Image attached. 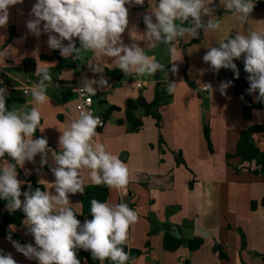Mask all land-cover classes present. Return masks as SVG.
I'll return each instance as SVG.
<instances>
[{
  "label": "crops",
  "instance_id": "crops-1",
  "mask_svg": "<svg viewBox=\"0 0 264 264\" xmlns=\"http://www.w3.org/2000/svg\"><path fill=\"white\" fill-rule=\"evenodd\" d=\"M35 2L24 0L22 4L9 9V22L6 27L0 28V71L7 74L11 83L25 87L37 83V66L49 64L52 74V85L47 89L49 101L41 105L32 96H23L25 103L17 109L24 112L36 107L41 112V124L33 138H47L49 148L57 152L60 131L78 118L77 98L71 90L74 79L83 74L87 83L99 80L101 75L107 80V85L102 88L93 84L97 88L95 95H92L94 106L102 116L111 108L117 111L106 120V126L94 140L117 157L120 151H125L122 161L128 168L129 183L124 189H109L107 203H126L138 215L137 222L129 226L126 244L130 250L142 254L129 264H264V207L261 204L264 177L246 169L237 173V168L244 167L241 159L227 160L228 156L236 154L243 131L252 126H264V110L251 108L233 83L221 93V83L227 82L226 78L235 75L234 72L221 69L213 79L212 93L198 91L197 82H207L192 76V69L199 63L188 49L192 37L185 35L175 41L174 53L165 44H157L153 49L146 47L143 17L150 14L158 0H145L143 5H126L129 24L122 34V40L127 45L135 43L145 47L149 56H154L165 65L168 76L158 71L154 76L133 74L116 80L107 75L108 71L118 69L112 58L94 57L92 52L81 49L79 59H74L75 53L65 59L58 50L48 47L47 34L42 32L38 38L31 34L26 22L33 18L30 11ZM207 5L214 8L212 14L215 18L217 12L225 13L212 43L215 47L221 40L234 37L236 32H264V10L253 11L248 21L241 25L232 14H226L220 0H213V4ZM78 43L76 38V48ZM201 45V40L194 44L198 47ZM57 52L55 58L42 60V57H52ZM26 60L35 62L32 75L14 70L21 68ZM89 61L98 63L103 72L95 73ZM234 63L239 76L247 78L243 61L234 60ZM173 65L177 67L175 73L171 71ZM169 82L175 83L176 88L172 93L173 99L167 103L165 100L156 109L162 118L160 129L152 117H142L144 126L134 134H129L127 125L117 123L125 119L129 102L142 98L151 104L158 90L165 86L168 92ZM189 82L196 84V90L189 87ZM255 95L251 94L253 104H257L254 102ZM197 96L207 99L209 107L204 108ZM205 120L211 127L212 152L203 135ZM255 141L264 153V133L256 134ZM3 160L0 158L1 163ZM40 161L41 156L37 155L34 162L26 161L23 167L18 165L17 178L24 182V186L27 174L34 177L46 191L55 194L51 186L55 180L51 171L55 167L51 152L47 155L46 164L41 165ZM82 179L84 187L94 185L90 170L86 168L82 171ZM80 195L69 194V206L79 214L82 213ZM253 203H256L255 210L252 209ZM0 218L2 227L1 214ZM20 229L10 227V232L20 235L25 241ZM240 231L245 235V245ZM167 238L181 242L182 246L175 252L167 251L164 243ZM0 240L1 250L5 254L11 253L17 264H35L36 260L25 258L12 243L3 241L7 239L1 237ZM192 240L203 241L199 250H190L189 242ZM31 241L34 245L33 237ZM82 251L77 258L81 264H85L81 259Z\"/></svg>",
  "mask_w": 264,
  "mask_h": 264
},
{
  "label": "clouds",
  "instance_id": "clouds-1",
  "mask_svg": "<svg viewBox=\"0 0 264 264\" xmlns=\"http://www.w3.org/2000/svg\"><path fill=\"white\" fill-rule=\"evenodd\" d=\"M24 0H0V28L9 22V9L22 4ZM145 0H36L26 22L29 32L37 38L47 34V45L67 59L75 53L80 58L84 49L94 57L112 58L115 66L125 75L154 76L158 71L168 76L165 65L149 56L145 47L138 44L127 45L122 34L128 28L129 9L126 5H143ZM213 4V0H208ZM220 6L232 13L243 25L256 7V0H220ZM214 8L206 7L205 0H158L150 14L143 17L146 30L143 33L148 49L157 44L170 46L176 51L174 42L185 35L198 38L200 31L214 32L221 28V22L212 13ZM209 17L206 21L204 17ZM153 17L155 19H153ZM187 24V26H185ZM42 25V27H41ZM78 38L80 48H76ZM68 43L65 44L64 42ZM243 58L244 71L248 74L249 95L256 93L254 102L264 103V32L250 30L247 33L236 32L234 37L221 40L218 47H210L202 57L204 63L219 72L231 69L239 79V70L234 60ZM37 66L35 75L39 78L30 88L33 100L43 105L49 101L47 89L52 85V74L48 63ZM90 67L95 73H102L98 64ZM175 73L177 67L173 65ZM198 91L213 92L210 83H199ZM107 85L100 76L81 88L82 92L95 95L97 88ZM232 81L222 82L223 94ZM176 84L169 82L168 92L175 91ZM7 89L0 87V158L6 155L15 163L3 160L0 163V199L7 201L9 211L22 210L24 224L34 237L32 243L21 244L7 239L17 252L38 264H81L77 258V249L88 251L93 260L104 264H129L130 253L124 245L128 240L129 226L136 223L138 215L126 203L109 204L98 200L90 201L92 219L83 223L77 218L69 200V194L83 193L82 170H90L94 185L109 189H124L129 183V172L125 163L106 150L102 143L95 142L101 126V120L90 110L81 111L79 117L72 120L68 127L60 131L59 152L49 148L45 137L33 138L41 124V112L33 107L21 112L7 107ZM243 98V97H241ZM44 130L42 129L41 132ZM51 152L55 167L51 168L55 180L51 183L55 194L50 191H21L23 181L19 180L17 166L25 162H34L41 156V165L47 163ZM42 183V181H40ZM23 195L24 199L21 200ZM0 264H17L11 253L0 250Z\"/></svg>",
  "mask_w": 264,
  "mask_h": 264
},
{
  "label": "trees",
  "instance_id": "trees-1",
  "mask_svg": "<svg viewBox=\"0 0 264 264\" xmlns=\"http://www.w3.org/2000/svg\"><path fill=\"white\" fill-rule=\"evenodd\" d=\"M264 10V0H256V7L254 8V11H260ZM187 26V24L185 25ZM233 37V36H232ZM200 40H194L192 44H197ZM80 43H78L77 48H80ZM58 55V52L55 53L52 57H42V60L52 59L55 58ZM18 73H25L28 75L34 74L35 71V62L32 60H26L21 68L14 69ZM107 75L111 78H114L116 80H122L125 76L124 73H122L119 69L108 71ZM130 77V75H127ZM226 81H232L233 84H235L239 90V94L244 97L248 102L249 106L254 109L264 110V103L257 102V104H253L251 101V95L248 94L247 89L249 88V83L247 81V78H243L239 76V79L235 78V75H230L226 78ZM191 87H194L192 83H189ZM244 92H247L245 95ZM161 90L157 91L156 98L153 103L148 104L146 103L142 98L138 99L136 101H131L128 103L126 110H125V119L120 120L117 123L119 125H127L128 131L131 133H138L142 130L144 123L142 117H152L156 121L157 128H161V115L157 112V108L160 104V98H161ZM6 101H7V107L9 110L22 106L25 101L23 98V95L18 92H12L6 94ZM117 111L115 108H111L106 115L104 116L105 120H108L109 117L113 112ZM259 133H264V126L263 125H257L252 126L251 128L243 131L241 133L237 151L234 156H228L227 160L231 158H239L241 159L243 163V168H237L236 172L240 173L243 169L252 171L257 176H263L264 177V153L257 147L256 141H255V135ZM204 135L205 140L208 144L209 150L212 152V143H211V137H210V129L209 127L205 126L204 128ZM38 136V134H37ZM5 160L9 161L10 163H15L11 160L10 157H7V155L4 157ZM254 169L252 170V168ZM18 170V166L16 168ZM40 188L42 191H46L45 187L42 185H39L34 177H31L26 180V185L21 187V191H35V189ZM24 197L21 196V200L23 201ZM98 200L100 202H106L109 199V188L106 186H97V185H88L84 187L83 193L80 195V203L82 206V213L79 214L75 210H73L77 214V218L83 223L85 220L92 219L91 211H90V201L91 200ZM262 206L264 207V198L261 202ZM256 203L252 204V209L255 210ZM6 212H3L5 211ZM0 214L2 215V222L3 225L0 227V236L2 238L7 239V236L11 234L12 240L19 241L21 244H25L22 237L18 234L11 233L10 227H16V228H22L25 220V214L22 210H16L14 212L9 211L7 208V201L0 199ZM243 245H245L246 239L245 235L242 231H240ZM8 240V239H7ZM165 249L169 252H175L177 251L181 246L182 243L175 240L166 239L165 240ZM203 245L202 240H192L189 242V248L191 251H197L201 248ZM124 249L126 252L130 253V261L129 263L141 256V252L137 250H130L125 244ZM81 259L85 262V264H100L98 260H93L91 258V254L88 251H82L81 252ZM38 262L35 261V264ZM104 264H112L110 260H106Z\"/></svg>",
  "mask_w": 264,
  "mask_h": 264
},
{
  "label": "rangeland",
  "instance_id": "rangeland-1",
  "mask_svg": "<svg viewBox=\"0 0 264 264\" xmlns=\"http://www.w3.org/2000/svg\"><path fill=\"white\" fill-rule=\"evenodd\" d=\"M208 3V0H205V5L206 7H209L207 5ZM225 13H220V12H217L216 14V18L217 19H221L222 16L224 15ZM226 14H232L230 12H227L226 11ZM213 15V14H212ZM209 17L205 16L204 17V20L206 21ZM215 33L216 31L214 32H203L202 30L200 31V34H199V37L198 38H191L190 42L188 43V49L191 51V56L194 57V58H198V61L199 63L194 66V68L192 69V76L196 79V80H203L204 82H207V83H210L212 86L214 85V82H213V79L216 77V74L217 72L213 71L211 68H210V65L207 64V63H204L203 60H202V57L204 56V54L208 51V48L210 47H215V44H212L215 40ZM201 40V42H203V45H201L200 47L198 46H194V44H192V42H194V40ZM206 42V43H205ZM195 53V55H194ZM200 59V60H199ZM243 61V58L239 59V62L242 63ZM202 62V63H201ZM191 83V82H189ZM193 84V83H192ZM166 85V84H165ZM194 87H191L189 85V87L193 90H196L197 86L196 84L194 83L193 84ZM167 88L164 86L163 89L161 90L162 94H161V98H160V104L158 106L161 107L163 104H164V101L166 100V103L171 101L173 98H172V93H169L166 91ZM197 99L198 101L201 103V105L204 106V108H208L209 107V104H207L206 100L207 99H202V98H198L197 96ZM159 113V112H158ZM210 123L208 121H204L203 123V131H204V128L205 126L209 127L210 129V137H211V127L209 126ZM129 134H134V133H131L129 132ZM203 135H204V132H203ZM205 137V135H204ZM125 156V151H120V155L118 158H120L121 160L123 159V157ZM1 163V162H0ZM19 169L21 170V172H23V169H21V167H19ZM83 171V170H82ZM20 172V173H21ZM25 175V174H24ZM25 179H29L31 178L29 175L27 176V174L25 175ZM37 182V181H36ZM38 183V182H37ZM39 184V183H38ZM40 185V184H39ZM3 212H6L3 211ZM0 221H1V218H0ZM21 233L24 234L25 236V244L27 243H32V235L28 232V229L27 227L25 226V224H23V227L20 229ZM34 238V237H33ZM0 239H1V236H0ZM1 241V240H0ZM5 241V243H8V240H3ZM34 242V241H33ZM10 243V242H9ZM1 246V245H0ZM2 247H0V250H1ZM77 255L80 254V251L81 249H77ZM3 252V251H2ZM4 253V252H3ZM5 254V253H4ZM35 263V262H34Z\"/></svg>",
  "mask_w": 264,
  "mask_h": 264
},
{
  "label": "built area",
  "instance_id": "built-area-1",
  "mask_svg": "<svg viewBox=\"0 0 264 264\" xmlns=\"http://www.w3.org/2000/svg\"><path fill=\"white\" fill-rule=\"evenodd\" d=\"M86 83L87 82H86L84 75L81 74V75H78L71 84L72 93L77 98L76 111H77L78 117H79L80 112L84 110H90L94 116H98L101 120V126L97 128V132L99 133L106 126V120L104 116L97 113L95 106H94L93 96L87 92L81 91V88H83ZM32 86L33 85L20 87L16 83H11L7 74H5L3 71H0V87L6 88L7 92L8 91L18 92V93H21L23 96H31L30 88Z\"/></svg>",
  "mask_w": 264,
  "mask_h": 264
}]
</instances>
